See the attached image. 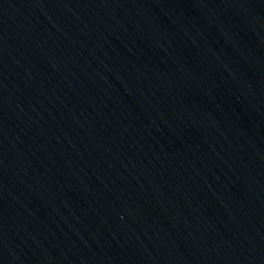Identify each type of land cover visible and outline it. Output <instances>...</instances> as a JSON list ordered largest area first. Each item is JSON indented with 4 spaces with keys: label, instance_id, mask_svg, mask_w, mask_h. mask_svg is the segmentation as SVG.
I'll use <instances>...</instances> for the list:
<instances>
[{
    "label": "water",
    "instance_id": "1",
    "mask_svg": "<svg viewBox=\"0 0 264 264\" xmlns=\"http://www.w3.org/2000/svg\"><path fill=\"white\" fill-rule=\"evenodd\" d=\"M0 264H264V0H0Z\"/></svg>",
    "mask_w": 264,
    "mask_h": 264
}]
</instances>
